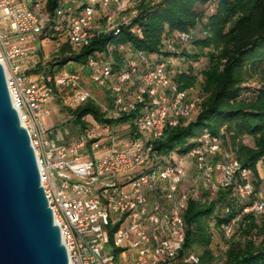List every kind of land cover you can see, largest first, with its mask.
I'll list each match as a JSON object with an SVG mask.
<instances>
[{
    "label": "built area",
    "instance_id": "2783aa9c",
    "mask_svg": "<svg viewBox=\"0 0 264 264\" xmlns=\"http://www.w3.org/2000/svg\"><path fill=\"white\" fill-rule=\"evenodd\" d=\"M50 1L0 0V62L71 264H201L198 254L184 249L185 211L201 195V186L212 191L235 186L241 210L221 227L225 238L235 235L246 215L264 218L254 171L243 167L221 137L205 131L183 156L193 164L191 178L183 160L163 159L154 151L166 128L197 112L194 88L182 89L174 79L173 55L127 46L117 66L109 48L85 64L71 62L57 70L42 60L43 49L31 46L37 37L59 38L79 51L101 35L118 36L139 16V0H58L53 9ZM132 31L143 36L138 25ZM194 36L175 32L166 51L191 44ZM58 100L71 108L92 100L107 119L129 120L103 125L102 135L93 137L87 129L57 144L48 140L53 127L45 117Z\"/></svg>",
    "mask_w": 264,
    "mask_h": 264
},
{
    "label": "trees",
    "instance_id": "16d2710c",
    "mask_svg": "<svg viewBox=\"0 0 264 264\" xmlns=\"http://www.w3.org/2000/svg\"><path fill=\"white\" fill-rule=\"evenodd\" d=\"M57 1H50V9ZM138 10L139 16L120 35H101L79 51L64 39H53L60 57H55L51 66L61 70L71 62L85 64L92 55L109 48L117 66H121L127 46L153 55H173L179 65L173 67L174 79L182 89L200 87L202 98L195 117L166 128L155 142L154 151L160 157L173 153L186 156L196 139L209 131L223 139L227 150L230 143L234 157L254 171L258 186V166L264 163V0H139ZM136 25L143 29L142 37L132 31ZM178 31L194 33L193 42L186 45L190 46L189 52L182 45H177L174 53L166 51L167 41ZM187 61L188 68L184 66ZM250 80L260 82L261 87L254 96L244 97V86ZM96 95L103 99L98 91ZM65 109L79 132L89 128L88 116L102 125H120L129 120L107 119L92 100ZM246 138L253 144L246 143ZM240 210L234 185L217 191L204 189L198 198L189 201L185 211V251L198 254L201 264H216L211 249L212 223L221 228L231 223ZM236 232L244 245L232 242L223 264H264V219L246 215ZM257 236L261 238L258 246L254 241Z\"/></svg>",
    "mask_w": 264,
    "mask_h": 264
},
{
    "label": "water",
    "instance_id": "95a60500",
    "mask_svg": "<svg viewBox=\"0 0 264 264\" xmlns=\"http://www.w3.org/2000/svg\"><path fill=\"white\" fill-rule=\"evenodd\" d=\"M0 264H71L1 62Z\"/></svg>",
    "mask_w": 264,
    "mask_h": 264
},
{
    "label": "rangeland",
    "instance_id": "374dc122",
    "mask_svg": "<svg viewBox=\"0 0 264 264\" xmlns=\"http://www.w3.org/2000/svg\"><path fill=\"white\" fill-rule=\"evenodd\" d=\"M130 1V0H129ZM108 22V18L106 17L105 22ZM104 22V23H105ZM31 46L33 47H38L40 49H43L42 51V60L45 61V63H50L53 61V59L55 57H60V55L57 54L56 52V47L57 44H55L54 41H52L51 39L48 38H44V39H40L39 37H37L35 40L31 41ZM186 47V48H185ZM182 46L181 48L184 49V51L189 52L190 46ZM62 60V59H59ZM205 62V60H204ZM71 64H74L73 62ZM190 61L185 62L184 66L186 68H188L190 65ZM178 65V61L176 60L174 62V69L177 68ZM65 68H70V66H65ZM87 85H89V83H87ZM260 86V82L256 81V80H250L246 86H244V88H246L247 93H244L243 96L245 97L247 94L254 96L257 93V89H259ZM93 92L94 94H96L97 92V87L93 86ZM192 98L194 100L197 101V112L199 111V103L201 101V90L200 87H194V93L192 94ZM195 114V115H196ZM195 115L192 117V119L195 117ZM55 118V117H54ZM56 123L59 124L57 126L56 129H53L50 131V133H52V137H48V140L51 141H55L57 144L58 143H64V142H70L74 139L77 138L78 134H79V130L78 127L73 123V122H69L70 116L69 114H61L58 118H55ZM87 122L89 123V130L91 132V135L93 137L95 136H99L102 135L104 132V127L102 124H100L99 122H97L92 116H88L86 117ZM48 124V123H47ZM50 124V122H49ZM49 127H51V125H48ZM120 126H122V124H120ZM246 143L248 144H253L252 140L250 138H246L245 139ZM230 142V141H229ZM231 145L230 143H228V150L229 152H231L233 154V152L230 150ZM177 156H179L176 153H173L170 157H166V156H162L163 159H167V158H177ZM180 157V156H179ZM178 159V158H177ZM172 160V161H174ZM177 161V160H176ZM183 165H185L183 163ZM165 167V165H163L161 168L163 169ZM257 179H258V186H256L258 188V193L262 194V196L264 197V180H263V174H264V163L260 162L259 166H258V172H257ZM189 183L192 182L191 179H188ZM189 184H187V187ZM186 187V188H187ZM203 188L201 186L200 188V193L203 192ZM264 219V218H261ZM212 229H213V234H214V239H213V243L211 246V249L215 255V257L217 258L216 264H223V261L225 259V254L228 251L230 244L232 242H237L241 245H244V239L242 238V236L239 234V232H236L235 235L232 238H225L221 228L220 227H216L215 226V222L212 223ZM255 241V245L258 246L261 244V238H259V236L256 237ZM116 263H120V261H116L114 264Z\"/></svg>",
    "mask_w": 264,
    "mask_h": 264
},
{
    "label": "crops",
    "instance_id": "0c3cea01",
    "mask_svg": "<svg viewBox=\"0 0 264 264\" xmlns=\"http://www.w3.org/2000/svg\"><path fill=\"white\" fill-rule=\"evenodd\" d=\"M28 66H30V64H28ZM49 108L51 109V115L48 116V117H45V121H46V123H48L47 125H51V127H53V129H56L59 124H57L58 122L56 123L55 118H58L61 114H64V113L68 114V112L66 111V109H65L64 105L62 104V101L61 100L52 102L49 105ZM70 121L71 120H69V122ZM49 122H50V124H49ZM71 122H73V121H71ZM53 129H51V130H53ZM50 131L48 133V137L51 138L52 137V133H50ZM177 158H175V160H177L179 162L181 160H183V157L177 156ZM182 162L185 164V167L188 170V176H189V178H191L193 176V174H194V167H193L192 162L190 160H186V161L183 160ZM198 184L199 185H202L201 181H198Z\"/></svg>",
    "mask_w": 264,
    "mask_h": 264
}]
</instances>
